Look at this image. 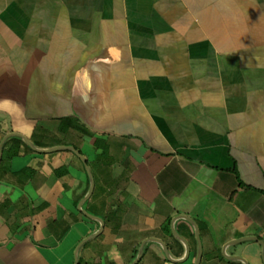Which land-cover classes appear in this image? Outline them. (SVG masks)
<instances>
[{
    "label": "crops",
    "instance_id": "0c3cea01",
    "mask_svg": "<svg viewBox=\"0 0 264 264\" xmlns=\"http://www.w3.org/2000/svg\"><path fill=\"white\" fill-rule=\"evenodd\" d=\"M260 242L264 0H0V264Z\"/></svg>",
    "mask_w": 264,
    "mask_h": 264
},
{
    "label": "water",
    "instance_id": "95a60500",
    "mask_svg": "<svg viewBox=\"0 0 264 264\" xmlns=\"http://www.w3.org/2000/svg\"><path fill=\"white\" fill-rule=\"evenodd\" d=\"M16 136H17V135H16ZM21 138H22V137H21ZM24 141H25L27 144H29V142H28L27 140L24 139ZM58 149H59V148L52 149V150L54 151V150H58ZM68 149L73 150L72 147H69ZM73 152H74V153H75V154H76V155H77V156L83 161L82 156H80L79 153H78L77 151L73 150ZM86 171L88 172V175H89V177L91 178V175H90L89 170H88L87 167H86ZM91 185H92V182H91ZM91 187H92V186H91ZM90 192H91V191H90ZM85 215L91 218L90 215H88V214H85ZM254 239H255V238H254ZM249 240H250L249 238H248V239H242V242H243V241H249ZM157 242L161 245L164 254H165L166 257L169 259V256H168V252H167L166 247H165L161 242H159V241H157ZM236 242H237V243H240L241 241H236ZM260 244L262 245V249H263V248H264L263 244H262L261 242H260ZM141 252H142V251H141V249H140L136 261H134V262L131 263V264H137V262L139 261L140 256H141ZM227 259L241 260V261H243L240 257H230V258H227ZM262 261H263V264H264V258H262ZM243 262H244V261H243ZM75 264H77L76 261H75ZM196 264H198V262H196Z\"/></svg>",
    "mask_w": 264,
    "mask_h": 264
},
{
    "label": "trees",
    "instance_id": "16d2710c",
    "mask_svg": "<svg viewBox=\"0 0 264 264\" xmlns=\"http://www.w3.org/2000/svg\"><path fill=\"white\" fill-rule=\"evenodd\" d=\"M139 264V263H138Z\"/></svg>",
    "mask_w": 264,
    "mask_h": 264
}]
</instances>
